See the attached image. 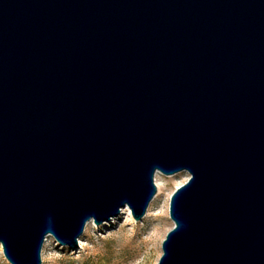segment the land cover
I'll list each match as a JSON object with an SVG mask.
<instances>
[{"label":"water","instance_id":"1","mask_svg":"<svg viewBox=\"0 0 264 264\" xmlns=\"http://www.w3.org/2000/svg\"><path fill=\"white\" fill-rule=\"evenodd\" d=\"M189 174L156 264H264V0H0V247L50 235Z\"/></svg>","mask_w":264,"mask_h":264},{"label":"rangeland","instance_id":"2","mask_svg":"<svg viewBox=\"0 0 264 264\" xmlns=\"http://www.w3.org/2000/svg\"><path fill=\"white\" fill-rule=\"evenodd\" d=\"M161 190L150 201L144 216L135 221L122 208L117 216L96 225L88 221L78 239V247L61 246L47 235L41 248V264H156L161 255V242L173 223L168 215L172 192L189 178L186 171L172 175L156 173ZM0 264H9L0 247Z\"/></svg>","mask_w":264,"mask_h":264},{"label":"bare ground","instance_id":"3","mask_svg":"<svg viewBox=\"0 0 264 264\" xmlns=\"http://www.w3.org/2000/svg\"><path fill=\"white\" fill-rule=\"evenodd\" d=\"M156 173H159V172L156 171L155 174H154V184H155L156 191H157V193H156V195L154 196V198H156V197L159 195L160 190H161L160 184L157 182V178L155 177V176H156ZM124 209L127 211V213H128L129 215H131V214H130V211H129V209H128L127 207H124Z\"/></svg>","mask_w":264,"mask_h":264},{"label":"trees","instance_id":"4","mask_svg":"<svg viewBox=\"0 0 264 264\" xmlns=\"http://www.w3.org/2000/svg\"><path fill=\"white\" fill-rule=\"evenodd\" d=\"M74 260H70V259H68V260H66V261H64L62 264H74Z\"/></svg>","mask_w":264,"mask_h":264}]
</instances>
